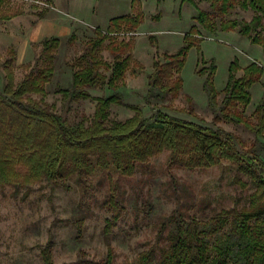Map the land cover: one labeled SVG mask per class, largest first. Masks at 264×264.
Here are the masks:
<instances>
[{"label": "rangeland", "instance_id": "374dc122", "mask_svg": "<svg viewBox=\"0 0 264 264\" xmlns=\"http://www.w3.org/2000/svg\"><path fill=\"white\" fill-rule=\"evenodd\" d=\"M195 1L200 8L214 12L213 0ZM2 5L7 12L18 10L22 14L11 20L0 18V91H4L10 75L17 84L30 70L44 65L43 39L28 43L22 55L18 54L17 44L33 34L38 21L50 20L66 31L61 30L58 35L60 43L53 50L54 72L46 84L43 99L71 124L91 119L97 96L117 92L122 103L110 107L109 121L125 120L133 115L131 105H139L145 117H153L161 109L231 134L238 152L259 155L264 161V138L243 123L221 117L219 107L212 108L208 103L203 88L206 75L198 73L209 60H215L214 84L220 103L231 62L238 59L245 66L256 60L264 67L263 47L237 30L208 32L197 23L198 12L192 3L182 0H2ZM138 10L144 13L143 22L134 30L118 33L120 39L131 40L132 59L124 83L115 91L107 86L91 87L88 99L63 98L59 89L71 84L76 69L73 62L86 51L87 41L95 36V28L105 30L111 17ZM255 13L252 8L236 4L225 15L215 14V20H249ZM194 24L200 29V47L194 45L187 52L180 73L181 90L176 95L164 93L147 98L154 60L163 62L165 53L176 52L185 45V35ZM108 41L102 45L100 55L113 62L114 54L106 48ZM241 73L240 70L238 75ZM251 93L249 105L239 109L254 122V110L264 94V72L252 85ZM32 96L41 97L40 94ZM66 183L68 188L47 179L33 178L19 186L0 184V264H46L42 250L49 240L53 241L54 264H89L90 260H102L109 246L113 248L115 264L133 263L141 251L150 248L158 258L170 243L171 223L166 218L183 214L186 218L207 220L222 208L248 206L255 190L254 182L239 169L237 162L222 159L212 166L188 168L172 163L169 150L139 163L132 175L115 169H98L88 176L86 184L77 174ZM110 195L122 203L125 211L111 231L106 232V220L112 214L106 201Z\"/></svg>", "mask_w": 264, "mask_h": 264}, {"label": "trees", "instance_id": "16d2710c", "mask_svg": "<svg viewBox=\"0 0 264 264\" xmlns=\"http://www.w3.org/2000/svg\"><path fill=\"white\" fill-rule=\"evenodd\" d=\"M186 1L196 7L195 19L208 32L237 30L251 42L260 44L264 51V0H213L214 12L200 8L195 0H182ZM236 4L252 8L256 13L249 20H215V14L225 15ZM144 18V13L138 10L111 17L105 30L96 27L95 36L87 41L86 51L73 62L76 69L71 84L59 89L63 98L88 99L91 87L117 90L124 83L132 59L131 40L120 39L118 33L136 29ZM199 35L197 24L192 25L185 35V45L176 52L165 53L163 62L154 60L147 98L178 94L183 85L180 73L187 52L194 45L200 47ZM74 37L72 34L70 38ZM106 39H109L106 48L114 54L113 62L100 55ZM59 43L58 36L45 38L42 41L44 65L30 70L17 84L10 75L4 91H0V184L19 186L33 178H42L68 188L69 177L77 174L86 184L88 176L98 169H115L132 175L139 163L163 150L170 151L172 163L188 168L208 167L228 159L237 162L239 169L255 184L248 206L222 208L207 220L171 215L166 218L171 223L170 243L161 255L157 258L150 248L141 251L135 262L126 264H264V161L261 157L238 152L231 134L161 109L153 117H145L139 105H131L133 115L125 120L109 121L110 107L122 103L117 92L97 96L91 119L71 124L43 99L46 84L54 72L53 50ZM240 70L242 73L238 75ZM263 72V65L256 60L241 66L234 59L219 103L214 84L215 60H209V64L198 70L206 75L203 88L209 105L218 106L221 117L243 123L262 138L264 94L254 110L256 121L246 118L239 107L249 105L251 87ZM32 94L41 97L37 99ZM106 201L112 214L106 220L105 231L110 232L125 208L113 195ZM79 224L81 227L82 219ZM52 245L53 241L49 240L42 250L46 264H54ZM88 263L115 264L113 248L109 246L104 259Z\"/></svg>", "mask_w": 264, "mask_h": 264}, {"label": "crops", "instance_id": "0c3cea01", "mask_svg": "<svg viewBox=\"0 0 264 264\" xmlns=\"http://www.w3.org/2000/svg\"><path fill=\"white\" fill-rule=\"evenodd\" d=\"M0 11L4 14H0V18L2 20H11L18 16H20L22 13L18 10H10V12H7L8 10H4V6L2 5V0H0ZM0 12V13H1ZM61 26H58L56 23L51 22L50 20L45 21H38L37 25L33 28V34L30 37H23L20 41L18 46V54L22 55L28 45L31 41H38L41 39H45L51 36H58L61 32ZM62 31H66L65 28H63ZM42 40V41H43Z\"/></svg>", "mask_w": 264, "mask_h": 264}]
</instances>
